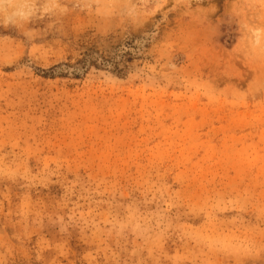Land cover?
<instances>
[{"label":"rangeland","instance_id":"374dc122","mask_svg":"<svg viewBox=\"0 0 264 264\" xmlns=\"http://www.w3.org/2000/svg\"><path fill=\"white\" fill-rule=\"evenodd\" d=\"M28 2L0 264H264V0Z\"/></svg>","mask_w":264,"mask_h":264},{"label":"clouds","instance_id":"9594fccd","mask_svg":"<svg viewBox=\"0 0 264 264\" xmlns=\"http://www.w3.org/2000/svg\"><path fill=\"white\" fill-rule=\"evenodd\" d=\"M33 9L28 0H0V16L5 23H18L25 19Z\"/></svg>","mask_w":264,"mask_h":264}]
</instances>
